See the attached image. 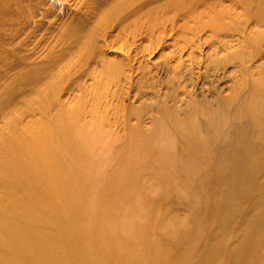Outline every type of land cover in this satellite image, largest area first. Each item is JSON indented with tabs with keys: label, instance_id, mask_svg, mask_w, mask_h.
Here are the masks:
<instances>
[{
	"label": "rangeland",
	"instance_id": "rangeland-1",
	"mask_svg": "<svg viewBox=\"0 0 264 264\" xmlns=\"http://www.w3.org/2000/svg\"><path fill=\"white\" fill-rule=\"evenodd\" d=\"M0 264H264V0H0Z\"/></svg>",
	"mask_w": 264,
	"mask_h": 264
},
{
	"label": "bare ground",
	"instance_id": "bare-ground-1",
	"mask_svg": "<svg viewBox=\"0 0 264 264\" xmlns=\"http://www.w3.org/2000/svg\"><path fill=\"white\" fill-rule=\"evenodd\" d=\"M257 95H258V93L256 92L255 95L253 94L252 97L254 98V96H257ZM255 105L261 106L258 103L254 104V106ZM220 115H225V114H220ZM236 117H237L236 123H241L242 121L245 120L248 124H250L249 119H250L251 115H250L249 108L246 107V106L239 107L238 110H237V113H236ZM246 122H243V125H245ZM215 129L225 132L224 134H222L224 136V140L227 141V142L231 141L230 136L226 133V119H224V120L218 119V121H217V123L215 125ZM238 145L240 146V140H238ZM245 146H242L243 149H245ZM63 197L64 196H60V195H58V197H56V202H57L58 206H59L60 203L64 202ZM245 240L248 241V243H243L242 244V239H241L240 244H241L242 248H247L250 245H252V242H253L254 239L251 238V236L249 235V232H247ZM238 255H239V253H238Z\"/></svg>",
	"mask_w": 264,
	"mask_h": 264
}]
</instances>
